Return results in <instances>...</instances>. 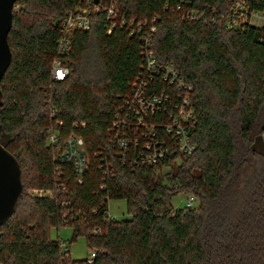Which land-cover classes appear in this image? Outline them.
Returning <instances> with one entry per match:
<instances>
[{
	"label": "trees",
	"instance_id": "16d2710c",
	"mask_svg": "<svg viewBox=\"0 0 264 264\" xmlns=\"http://www.w3.org/2000/svg\"><path fill=\"white\" fill-rule=\"evenodd\" d=\"M95 1L16 3L0 144L19 161L24 192L0 226V262L264 264V26L235 21V0H98L90 30L65 34L67 14ZM246 5L261 11L264 0ZM64 37L69 75L56 80ZM149 53L191 88L190 156L167 130L187 90L146 72ZM141 76L143 97L163 99L146 114L134 101ZM71 136L83 140L88 158L81 180L58 156ZM152 144L168 153L142 163ZM182 193L196 205L174 207ZM112 200H125L132 218H111ZM61 227L73 231L69 246L85 238L92 263L51 238Z\"/></svg>",
	"mask_w": 264,
	"mask_h": 264
},
{
	"label": "built area",
	"instance_id": "2783aa9c",
	"mask_svg": "<svg viewBox=\"0 0 264 264\" xmlns=\"http://www.w3.org/2000/svg\"><path fill=\"white\" fill-rule=\"evenodd\" d=\"M246 4L247 0H235V5L233 8V12L235 14L234 20L238 21L240 19L245 23L249 22L253 25V20L257 19L261 23V26H264V9L261 11H249ZM102 8L103 6H101L99 3H95L93 6L89 5L88 7H82L70 11L66 18L61 21V27L63 28L64 33L66 34V32H70L72 30L89 31L91 28L92 14L94 12H99ZM108 10L109 15H112L113 10L111 6L108 8ZM69 48L70 42L64 37L58 46L59 57L53 62L52 65V74L56 80H64L69 75V69L62 60L67 55ZM145 69L146 72L151 75L162 74L166 80L176 84L179 89L187 90L185 95L181 98L180 104L176 105L175 110L170 113L171 121L167 126V130L173 135L174 138H176L180 153L190 156L194 151V145L191 142L188 131L189 125L193 120V109L188 93L191 88L180 79L179 73L173 65L161 64L152 55V53H149L146 58ZM142 76L138 77L133 84L135 89L134 101L139 103L140 110L146 114L148 111L154 112L157 108H160L159 106L162 104L163 99L158 96L143 97V90L144 87L147 86V82ZM135 112L139 114L140 111ZM138 123L139 125H143V119L139 118ZM49 142L51 144H56L58 142L57 135L54 133L50 134ZM120 145L122 148L126 149L129 143L126 139H122L120 141ZM147 148L149 149V152L141 157L142 163L157 164L168 153L167 149L157 150L153 144L148 145ZM58 156L61 161L70 163L74 167L79 180H81L88 166V158L84 152L83 140L81 138L71 136L66 140L62 150L59 149ZM40 193L42 194L37 195L48 194L42 191H40ZM195 203V196L192 194L189 195L187 206L192 207L195 205ZM94 257L95 253L92 252L88 262L92 263Z\"/></svg>",
	"mask_w": 264,
	"mask_h": 264
},
{
	"label": "water",
	"instance_id": "95a60500",
	"mask_svg": "<svg viewBox=\"0 0 264 264\" xmlns=\"http://www.w3.org/2000/svg\"><path fill=\"white\" fill-rule=\"evenodd\" d=\"M17 1L0 0V106L3 97L2 80L13 60L8 37L13 25V14ZM95 3L98 4V0ZM23 192L20 163L0 144V226L12 218Z\"/></svg>",
	"mask_w": 264,
	"mask_h": 264
},
{
	"label": "rangeland",
	"instance_id": "374dc122",
	"mask_svg": "<svg viewBox=\"0 0 264 264\" xmlns=\"http://www.w3.org/2000/svg\"><path fill=\"white\" fill-rule=\"evenodd\" d=\"M102 3L106 5H110L111 0H101ZM254 26H261V23L257 20H253ZM256 149H259V145L255 146ZM36 194H42L39 191H34ZM189 195L187 194H179L173 198L172 204L176 208H185L188 203ZM196 205V204H195ZM109 206V216L116 220H129L132 216L128 213L127 203L125 200H112L108 203ZM72 229L68 227H61L59 230L53 228L51 229V238L59 239L63 243V247L66 248L69 246V242L72 238ZM70 256L73 259H87L91 256V251L87 247L86 240L84 237H79L76 241L71 243L69 246Z\"/></svg>",
	"mask_w": 264,
	"mask_h": 264
}]
</instances>
